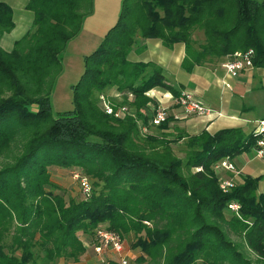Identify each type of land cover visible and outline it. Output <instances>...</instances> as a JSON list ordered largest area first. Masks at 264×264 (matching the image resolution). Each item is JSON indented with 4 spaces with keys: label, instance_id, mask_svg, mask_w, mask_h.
Masks as SVG:
<instances>
[{
    "label": "trees",
    "instance_id": "16d2710c",
    "mask_svg": "<svg viewBox=\"0 0 264 264\" xmlns=\"http://www.w3.org/2000/svg\"><path fill=\"white\" fill-rule=\"evenodd\" d=\"M91 6L26 0L30 27L9 50L0 47V264H73L97 229L127 240L134 264H264V189L257 191L264 173L238 175L222 190L213 167L249 151L257 133L240 126L182 133L169 129L167 115L153 124L146 92L179 91L153 61L127 57L140 36L182 42L185 70L247 48L264 67V0H121L116 20L83 54L72 107L52 115V77ZM12 26L11 7L0 0V35ZM195 28L203 33L196 46ZM107 88L121 97L110 102L114 109H130L105 112L99 94ZM178 142L183 158L172 148ZM52 166L85 175L89 194L65 198Z\"/></svg>",
    "mask_w": 264,
    "mask_h": 264
},
{
    "label": "crops",
    "instance_id": "0c3cea01",
    "mask_svg": "<svg viewBox=\"0 0 264 264\" xmlns=\"http://www.w3.org/2000/svg\"><path fill=\"white\" fill-rule=\"evenodd\" d=\"M3 1L10 5L13 20L12 28L0 35V47L7 51L16 39L7 34L12 31L23 34L31 25L32 12L25 8L26 0ZM92 3V13L85 18L79 32L86 33V38L92 40L91 43L96 45L110 26L109 23L116 19L118 10L117 14L115 9L113 11L106 10L102 0H92ZM183 56L184 45L182 42L164 45L158 38H143L140 36L136 37L127 54V57L131 60L153 61L161 67L165 78L179 92L189 91L202 104L219 113L210 116L184 113L174 102L173 96L172 100H167V96L170 94L169 91L157 86L152 87L146 93L152 101H155V105H160L163 101L167 102L165 108L170 130L176 129L182 133H193L200 129H206L212 132L220 127L240 126L247 131L253 128L256 119L264 118V82L260 79L261 76L264 78V68L262 66L252 65L250 68L239 70L235 76H229L222 67L226 55L212 57L204 62L193 64L189 70H185L181 66ZM225 83L228 85H225ZM107 90L114 92L112 88ZM248 92L257 93L255 100L258 99L259 104L262 106V112L256 116L251 114L254 99L253 102L251 99L248 102L243 100ZM249 120L252 125L246 129L245 123ZM245 155L246 158L238 162L236 168L238 175L264 173V158L254 156L251 149L246 151ZM263 189L264 179L261 178L257 183V191ZM88 243L80 258L73 264H92L94 259L92 249Z\"/></svg>",
    "mask_w": 264,
    "mask_h": 264
},
{
    "label": "rangeland",
    "instance_id": "374dc122",
    "mask_svg": "<svg viewBox=\"0 0 264 264\" xmlns=\"http://www.w3.org/2000/svg\"><path fill=\"white\" fill-rule=\"evenodd\" d=\"M120 3H121V0H102V4L104 5V8L108 11H113L115 9L116 14H117V10L119 11ZM92 9H93V3H92L90 12L86 16H84V18L82 19V23L85 20V18L92 13ZM115 20L116 19H114V21ZM114 21H112L109 24L111 25ZM7 35L10 36L11 38H17L21 35V33L18 34L17 32L12 31ZM85 35H86V33L79 32L77 35L72 37L66 43V45L64 47V50H63L62 55H61L60 67L57 69V71L54 73V75L52 77L53 84H52V88L50 91V108H51L52 115H55L57 111L69 109L72 107L71 84L74 83L78 79V77L82 71L83 53H87L90 50H92L99 42L98 41L96 43V45L95 44L93 45L91 43L92 40H89V38H86ZM191 35H192V38L194 39L193 40L194 42L192 43L194 46H196V44H198V42L203 41V33H202L201 29L195 28L192 31ZM260 79L262 82H264V78L262 76L260 77ZM107 89H105L103 91H104L105 95L107 96L108 101L118 102L121 100V97H119L118 94L115 95L116 92L114 91V89H113L114 94L112 92L108 91ZM256 95H257V93L255 94V92L254 93L248 92L243 97V100L246 102L251 101V100L253 102V99H254V101H255V102H253L254 106L251 109V114L253 116H256V115H258V113L260 114V112H262V106H261V104H259V100L257 99V97H256L257 101L255 100ZM168 99L172 100L171 94H169L167 96V100ZM166 103L167 102L163 101V103H161L160 106H166L167 105ZM125 105H126V107L128 106L127 104H125ZM129 109L130 108L128 106V110ZM251 125H252V122L250 120L247 121L245 123L246 129L250 128ZM141 129H142V127H141ZM151 129L153 130L154 127H151ZM155 130L158 131V129H156V128H155ZM141 132H142L141 135H143L144 131H141ZM172 148H173L174 153L178 157L183 158L185 146L181 142H178L176 144H172ZM245 154H246V152L244 151V152L239 153V154H237L234 157L229 159L230 162L233 164L234 168H237L239 161L246 158ZM2 160H3L2 157H0V162ZM217 170H218V173L220 176L226 175L227 170H225L224 168L219 167ZM75 171L76 170L72 169V168L68 169V168L59 167V166L50 167V178L53 181H55L58 185H60V187L64 190L65 198H67V196L75 197V198L81 197L79 184L77 183V180L74 179V177L72 175V173ZM236 178H238V176H236ZM87 240L90 242L92 241L90 239H87ZM123 242H124V247H125L124 250L127 251V254L125 256V259H126L125 264H134V261H133V257L135 255L134 252L132 250H130V248H128L127 240L123 241ZM88 245H90V243H88ZM90 247H91V245H90ZM91 249H92V247H91ZM245 252L250 257H255L250 250L245 249ZM105 254L108 256L110 255L111 256L110 258L114 259V261L117 263V260H118L117 254H114V253L110 254V253H107V251H104L103 253L97 254L92 249V256L94 259L92 264H100V262H99L100 258H102L103 261H105L106 258H109V257H105ZM66 261L69 262V260H66ZM66 261L63 259H58L55 264H64V263H66Z\"/></svg>",
    "mask_w": 264,
    "mask_h": 264
},
{
    "label": "built area",
    "instance_id": "2783aa9c",
    "mask_svg": "<svg viewBox=\"0 0 264 264\" xmlns=\"http://www.w3.org/2000/svg\"><path fill=\"white\" fill-rule=\"evenodd\" d=\"M253 51L251 48L245 50H235L226 55V59L222 63L224 71L229 76H235L237 72L241 69L250 68L252 64ZM225 85H228L225 83ZM117 95V93H115ZM106 96V95H105ZM104 94H99L102 108L107 113H112L115 116L122 115L127 107L125 104H120L113 108L112 104ZM129 99L131 94L128 93ZM174 98V102L182 109L184 113H194L200 116H210L212 114H219L214 112L209 106L202 104L198 99H196L192 93L189 91H180L179 94ZM153 115L151 117V122L153 124H158L162 121L166 114L165 106L155 105L153 109ZM142 129L144 127L142 126ZM253 131L257 133L255 144L251 147L252 154L256 157L264 158V118H258L254 121ZM213 167L218 169L219 167L232 173L231 176H221L219 178V186L222 190H226L235 183V178L238 175V170L234 168L233 164L230 162L228 157H223L218 160ZM74 179L77 180L79 184L80 192L83 196H87L90 192V183L85 175L78 173L77 171L72 173ZM238 204L234 201L228 203V207L236 208ZM95 253L100 254L104 251L110 254H117V263L111 256L106 255L105 261L100 258V264H125V256L127 251L124 250V242L119 238L118 234L112 230L97 229L95 233V238L89 242ZM102 262V263H101Z\"/></svg>",
    "mask_w": 264,
    "mask_h": 264
}]
</instances>
